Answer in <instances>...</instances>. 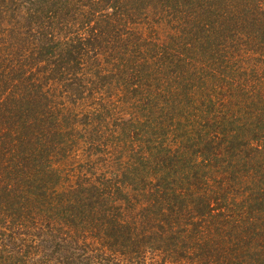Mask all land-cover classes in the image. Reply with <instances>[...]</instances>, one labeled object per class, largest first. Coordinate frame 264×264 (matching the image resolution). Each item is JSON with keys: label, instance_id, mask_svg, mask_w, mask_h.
<instances>
[{"label": "rangeland", "instance_id": "1", "mask_svg": "<svg viewBox=\"0 0 264 264\" xmlns=\"http://www.w3.org/2000/svg\"><path fill=\"white\" fill-rule=\"evenodd\" d=\"M168 1L0 0V74L19 73L9 88L0 85V103L7 102L1 113L11 131L26 127L28 155L21 160L1 153L0 179L17 181L11 190L21 188L30 201L18 215L9 190L0 192V264H78L60 240L59 205L84 203L89 192L76 186L94 180L104 179L115 201L149 187L144 175L134 180L146 169L144 156L175 141L172 105L191 102L190 86L187 92L181 86L190 79L202 84L189 74L190 65L202 69L211 55L227 57L235 73L225 89L243 81L264 87V64L255 48L243 46L230 10L219 17L209 2ZM59 39L83 46L81 55L59 61ZM178 60L182 71L173 67ZM59 119L68 127L65 138L79 141L73 157L79 159L65 162L59 155ZM263 163L256 166L259 175ZM21 165L26 169L17 171ZM217 167L220 162L213 164V179L226 175L234 187L228 171L218 174Z\"/></svg>", "mask_w": 264, "mask_h": 264}, {"label": "trees", "instance_id": "2", "mask_svg": "<svg viewBox=\"0 0 264 264\" xmlns=\"http://www.w3.org/2000/svg\"><path fill=\"white\" fill-rule=\"evenodd\" d=\"M199 1L209 2L208 10L217 5L219 17L230 10L235 31L245 38L243 46L255 48L258 62L264 64V0ZM141 2L149 4V0ZM51 39L54 42L55 37ZM76 42L82 41L77 38ZM58 46L59 61L84 48L70 39H59ZM226 58L211 55L204 59L202 69L197 64L189 66V74L202 84L194 86L190 79L181 86L186 92L190 86L191 102L172 105L175 141L144 156L146 169H140L134 180L139 182L138 176L144 175L149 187L137 197L128 190L121 201H115L102 185L105 180H94L76 186L89 192L84 203L59 205L60 240L78 264H264V168L260 175L256 171L258 161H264V87L260 82L252 86L243 81L225 89L235 73ZM219 65L223 68L217 71ZM173 67L182 71L186 66L178 60ZM17 73L0 74V85L9 88L11 76ZM6 106V101L0 103V118H5L0 121V154L24 160L28 156L23 157L26 127L19 125L18 132L11 131L7 113H1ZM63 125L59 119V136L63 137L59 155L65 162L79 159L73 158L78 157L79 141L66 139L68 127ZM224 159L229 167H223ZM216 162L221 163L218 174L228 171L234 187L226 175L213 179ZM243 166L248 170H242ZM16 182L5 184L0 179V192L9 190L20 215L30 201L21 188L11 190ZM68 187L75 192L73 186Z\"/></svg>", "mask_w": 264, "mask_h": 264}]
</instances>
